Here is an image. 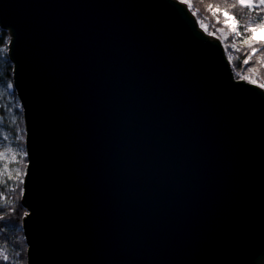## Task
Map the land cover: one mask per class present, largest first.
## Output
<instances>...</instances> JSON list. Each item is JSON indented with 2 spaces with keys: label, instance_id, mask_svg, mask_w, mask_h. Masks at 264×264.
Wrapping results in <instances>:
<instances>
[{
  "label": "water",
  "instance_id": "1",
  "mask_svg": "<svg viewBox=\"0 0 264 264\" xmlns=\"http://www.w3.org/2000/svg\"><path fill=\"white\" fill-rule=\"evenodd\" d=\"M26 126L27 264H264V88L180 0H0Z\"/></svg>",
  "mask_w": 264,
  "mask_h": 264
},
{
  "label": "trees",
  "instance_id": "2",
  "mask_svg": "<svg viewBox=\"0 0 264 264\" xmlns=\"http://www.w3.org/2000/svg\"><path fill=\"white\" fill-rule=\"evenodd\" d=\"M188 1L191 6V12L199 18L203 28L210 33L217 32L216 26L218 23L216 20L223 17L224 11H227L231 16H235L237 29L243 35L237 37L235 42L236 47L232 48V54L228 56L232 70L234 73H237V79L246 80L251 83L254 81V84L259 86L264 84V40L254 38L255 41H261V43L253 41L244 43L246 36L250 35L254 37V33H246L244 31L245 25L251 22L252 26H255L258 19L264 17V7L259 5V0H255L257 5L255 8L242 7L238 0ZM210 6L211 9L212 7L215 9L219 8L221 11L213 14L209 10ZM8 36V31L0 29V84L13 82L14 65L7 50ZM252 48L257 49L255 54H252ZM245 59H249L248 64L243 63ZM14 95H16L15 92ZM4 112L3 114H5ZM20 121L23 123V118ZM24 160L27 161L26 155L24 156ZM11 189L13 188H11L10 181L0 179V212L3 213V218L0 217V264H16L18 262V257L15 256L13 251V244L19 250H23L24 255L26 253L27 243L24 239L23 230H21L23 228V218L21 220L20 215H25L27 208L22 203L21 186L18 188L19 193L15 197L10 196ZM17 231H20V235H17ZM4 257H7V259H4Z\"/></svg>",
  "mask_w": 264,
  "mask_h": 264
},
{
  "label": "rangeland",
  "instance_id": "3",
  "mask_svg": "<svg viewBox=\"0 0 264 264\" xmlns=\"http://www.w3.org/2000/svg\"><path fill=\"white\" fill-rule=\"evenodd\" d=\"M183 3L191 10L188 0H184ZM212 10V12H214L215 8L212 7ZM229 17H231V14H229ZM196 18L200 28H202L205 32L210 33L203 28L197 16ZM216 21L218 23L216 26L217 32L210 34L220 38L224 48L228 47L231 50L230 52L229 49H225L226 55L228 52V57L229 54H232V48L236 47L235 42L237 37L240 36L236 35L229 29V27L225 26L224 15L221 19L217 18ZM229 24L233 27H237L236 22L231 19H229ZM8 34L7 50H9V43L11 40L9 31ZM254 38L264 40V30L256 31L254 33ZM234 76L237 79V73H234ZM14 92L16 93L13 82L0 84V179L11 182V188L13 189L10 190V196L13 197L19 193L18 188L20 186L23 194L24 178L28 166V159L27 161L24 160V156L26 155L27 157L25 148L26 126L24 114L19 97L17 93V96L14 95ZM3 111H5V114H3ZM21 118H23V123L20 121ZM25 215H20L21 220ZM0 217L3 218L2 212H0ZM21 230H23V228ZM17 235H20V231H17ZM27 248L28 246L26 244V253L24 255L23 250H19V248L13 244L14 254L18 257V262L16 264H27Z\"/></svg>",
  "mask_w": 264,
  "mask_h": 264
},
{
  "label": "snow or ice",
  "instance_id": "4",
  "mask_svg": "<svg viewBox=\"0 0 264 264\" xmlns=\"http://www.w3.org/2000/svg\"><path fill=\"white\" fill-rule=\"evenodd\" d=\"M181 2L183 3L184 0H181ZM239 4L242 6V7H245V8H255L257 5L255 3V0H238ZM259 5L264 7V0H259ZM233 7H235V5H233ZM210 11H213L211 9V7L209 8ZM221 11L219 8L215 9L213 14H215V12H219ZM224 17H225V26L229 27V29L235 33L236 35L240 36V35H243V33H240L237 29V27H233L231 24H229V19L235 21V16H231L229 17V13L227 11H224ZM205 27H207L205 25ZM259 30H264V17H260L257 21V23L255 24V26H252V23L249 22L248 25H245L244 27V31L246 33H255L256 31H259ZM248 41H253L255 43H261V41H255L254 40V37L253 36H246L245 37V42H248ZM257 51V49L255 48H252V54H255V52ZM250 59V57H249ZM249 59H245L243 61L244 64H248L249 63ZM245 79H247V77H245ZM254 83V81H253ZM260 87H264V84L260 85ZM4 259H7V257H4Z\"/></svg>",
  "mask_w": 264,
  "mask_h": 264
},
{
  "label": "bare ground",
  "instance_id": "5",
  "mask_svg": "<svg viewBox=\"0 0 264 264\" xmlns=\"http://www.w3.org/2000/svg\"><path fill=\"white\" fill-rule=\"evenodd\" d=\"M210 34V33H209Z\"/></svg>",
  "mask_w": 264,
  "mask_h": 264
}]
</instances>
